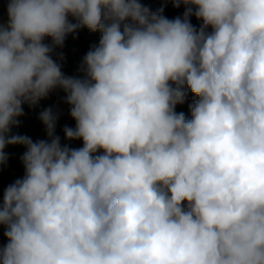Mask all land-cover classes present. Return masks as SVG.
Here are the masks:
<instances>
[{
  "label": "clouds",
  "instance_id": "obj_1",
  "mask_svg": "<svg viewBox=\"0 0 264 264\" xmlns=\"http://www.w3.org/2000/svg\"><path fill=\"white\" fill-rule=\"evenodd\" d=\"M170 2L182 16L8 0L0 167L8 146L27 150L0 201V264H264V0ZM82 28L100 40L68 76L52 54ZM57 89L75 121L64 138L82 147L61 143L51 107L47 139L12 132ZM189 90L190 119L176 111Z\"/></svg>",
  "mask_w": 264,
  "mask_h": 264
},
{
  "label": "rangeland",
  "instance_id": "obj_2",
  "mask_svg": "<svg viewBox=\"0 0 264 264\" xmlns=\"http://www.w3.org/2000/svg\"><path fill=\"white\" fill-rule=\"evenodd\" d=\"M154 1H159L160 4H163L164 6H168L169 8H175L173 7L170 0H168V2H166V0H154ZM7 4H8V0H0V23L7 22L8 19ZM176 9H179L182 12H184L185 6L181 5L179 8ZM191 22L197 28L201 24V21H198L194 16L191 17ZM84 30L86 32L88 39H90L92 45H98L101 33L99 31L90 32L87 28H84ZM44 42L50 44L51 39L46 37ZM59 53H63L64 56L63 61L58 60ZM52 56L54 60H57L58 63H61L62 71L64 72L65 75L78 76L76 73L75 66L72 64V61L65 52L64 46L62 48H56ZM49 107L53 108V110L57 112L59 115V119L56 125V134L60 136L61 143L68 144L72 148L82 147L83 146L82 140L68 141L64 138L63 128L65 126L75 127V121L69 115L70 106L65 103V93L59 89L51 92L49 96L41 100L35 108H30L26 104L23 105L24 115L18 118L20 120V126L14 127L12 129L13 134L27 135L30 138H32L34 142L41 139H47L45 127L38 117H39V113L43 109ZM177 108L178 105L176 107V110ZM26 150H27L26 147L23 145L8 146L5 149L9 157L7 162H11L13 164H20V166H22L24 169L21 157ZM3 191L4 189H0V201H2ZM3 232H4V227L0 226V246L7 243V239L6 237H4Z\"/></svg>",
  "mask_w": 264,
  "mask_h": 264
},
{
  "label": "trees",
  "instance_id": "obj_3",
  "mask_svg": "<svg viewBox=\"0 0 264 264\" xmlns=\"http://www.w3.org/2000/svg\"><path fill=\"white\" fill-rule=\"evenodd\" d=\"M145 6L149 7L152 11H155L161 7H164L163 15L169 19H174L177 16H182L184 12L176 8H169L160 4L159 1L154 0H140ZM90 39H88L84 28L80 29L73 38V34L66 37L64 43V49L69 56L72 64L76 68V73L79 76V66L82 62L84 55L92 47ZM197 99L189 90L185 102L182 105H178L177 112H183L187 118H191L190 105ZM24 175V169L20 164H13L7 162L4 166L0 167V189H5L9 184L13 183L16 179L22 178Z\"/></svg>",
  "mask_w": 264,
  "mask_h": 264
}]
</instances>
